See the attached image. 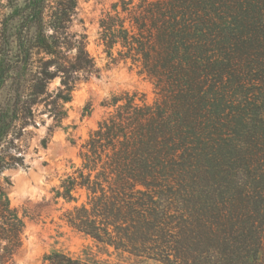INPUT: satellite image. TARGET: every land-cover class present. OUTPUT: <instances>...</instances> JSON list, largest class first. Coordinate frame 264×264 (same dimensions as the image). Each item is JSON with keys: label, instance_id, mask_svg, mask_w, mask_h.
I'll return each mask as SVG.
<instances>
[{"label": "trees", "instance_id": "16d2710c", "mask_svg": "<svg viewBox=\"0 0 264 264\" xmlns=\"http://www.w3.org/2000/svg\"><path fill=\"white\" fill-rule=\"evenodd\" d=\"M99 28L110 61L159 98L106 104L56 193L76 202L65 220L167 264H264V0H117ZM88 38L78 0H0V264H14L24 226L2 175L25 166L40 114L54 131L100 75ZM44 264L101 263L54 250Z\"/></svg>", "mask_w": 264, "mask_h": 264}, {"label": "rangeland", "instance_id": "374dc122", "mask_svg": "<svg viewBox=\"0 0 264 264\" xmlns=\"http://www.w3.org/2000/svg\"><path fill=\"white\" fill-rule=\"evenodd\" d=\"M116 1L78 0L80 17L89 37L88 48L101 69L100 75L76 87L72 101L66 103L67 115L54 131L49 130L52 117L46 111L40 114L39 126L32 127L25 166L7 170L2 175L11 205L19 211L24 222L22 244L14 255V264H44L45 255L54 250L96 258L101 264H167L101 244L91 235L75 229L65 220L64 213L76 202L56 197L66 176L82 165V145L99 121L113 110L106 104L114 95L135 93L139 102L144 100L149 104L159 98L158 89L149 77L140 74L130 63H112L101 43L99 21ZM59 83L60 79H55L51 89ZM47 136L49 143L44 147L42 139ZM74 194L79 198L78 204L88 200L84 189H77Z\"/></svg>", "mask_w": 264, "mask_h": 264}]
</instances>
